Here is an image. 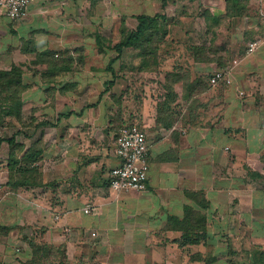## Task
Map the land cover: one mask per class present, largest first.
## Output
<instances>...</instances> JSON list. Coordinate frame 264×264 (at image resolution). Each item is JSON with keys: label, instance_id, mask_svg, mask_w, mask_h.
<instances>
[{"label": "crops", "instance_id": "1", "mask_svg": "<svg viewBox=\"0 0 264 264\" xmlns=\"http://www.w3.org/2000/svg\"><path fill=\"white\" fill-rule=\"evenodd\" d=\"M164 1L31 0L24 19L0 14V41L8 36L0 52L18 40L24 54L49 51L58 62L36 64L27 80L29 102L46 105L29 114L25 131L31 142L41 140L39 179L0 201V264L29 260L32 236L64 248L89 242L106 253L100 264H206L211 228L264 226V45L245 54L247 43L264 35V0H248L246 20L227 17L223 0ZM204 10L211 49L202 61L191 46L194 18ZM155 13L173 18L156 63H141L132 48L110 61L121 21L133 29L136 16ZM223 68L231 69V83L212 86L209 76ZM164 85L175 92L165 103ZM122 125L146 134L141 191L108 186ZM57 147L60 156L50 163ZM194 215L202 216L196 226L189 224ZM193 226L205 231L197 242L182 237ZM211 256L209 264H217ZM248 257L242 263L253 261Z\"/></svg>", "mask_w": 264, "mask_h": 264}, {"label": "trees", "instance_id": "2", "mask_svg": "<svg viewBox=\"0 0 264 264\" xmlns=\"http://www.w3.org/2000/svg\"><path fill=\"white\" fill-rule=\"evenodd\" d=\"M226 3L225 15L227 17H231L234 15H240L243 11H246L248 0H224ZM163 0V4H164ZM205 11V10H204ZM207 11L203 12L201 15L194 18L197 21V25H194V40L193 45L191 46V50L193 52V56L196 60H206V48L211 49V46L206 45V37L209 34L210 26H206V17ZM137 23L133 29H128L124 22L121 21L119 27V39L113 45V48L116 52L115 56L110 60H116L120 57L121 52L124 48H132L136 56L140 57V62L143 64H147L149 61H155L158 58L159 45L162 42H165V37L169 32V25L172 24V17L166 16L163 13H155L153 15L141 14L136 16ZM194 20V21H195ZM216 18L214 19V21ZM196 23V22H195ZM97 42L105 43V39L97 38ZM106 44V43H105ZM104 44V45H105ZM37 60L33 62L34 64L46 63V64H54L58 63L56 61V57L53 53L49 51L44 54H37ZM42 61H39V60ZM48 64V65H49ZM46 73V72H45ZM49 73V71H48ZM44 74V71L42 72ZM23 71L20 68L13 65L9 70H0V87L2 86V91L7 93L4 99H0V101L11 102V105L8 104L9 108L7 110L10 116H15L17 119L20 117L19 105L20 100H18V96H20L21 91L26 87L23 83ZM164 90L162 92L163 103L167 100H172L174 98V90L169 85H164ZM1 91V94H2ZM6 112V113H7ZM31 123L28 126L32 125V119H30ZM43 123V122H42ZM47 123V122H46ZM38 124H35V126ZM27 129V128H26ZM14 136L7 139L8 144L11 145L9 152V160L10 163L8 165V180L6 184L11 190H16L20 186H31L38 181V171L37 167L34 165V162L38 160L40 149V138H37L32 144L29 146L28 150L24 151L20 156H18L17 150L22 151V144L15 143ZM208 203L206 202V208ZM195 214H198L197 211ZM201 215H194L193 217H189L190 223L195 222V226L198 222H200ZM200 224V223H198ZM193 226L189 229H182V237L183 239H187L189 242H197L203 234L205 233L204 229H198ZM200 227V225H198ZM206 237H207V229H206ZM190 239V240H189ZM28 244L31 248V258L27 260L26 264H38L40 260V249L38 247L42 246L44 248L43 255L46 257L54 254L55 249H58V246L50 245L46 242H41L37 240L35 236L27 237ZM41 242V243H40ZM40 245V246H39ZM253 250V249H252ZM258 257L256 258L255 254L253 255V261L248 262L247 264H264V251L258 252ZM209 257V258H208ZM212 262V256H207L206 264Z\"/></svg>", "mask_w": 264, "mask_h": 264}, {"label": "rangeland", "instance_id": "3", "mask_svg": "<svg viewBox=\"0 0 264 264\" xmlns=\"http://www.w3.org/2000/svg\"><path fill=\"white\" fill-rule=\"evenodd\" d=\"M224 4H225L224 9H225L226 8L225 1H224ZM249 6H250L249 8L250 10H253L251 9L252 7L255 9L254 7L255 3H250ZM245 12L246 11H243L240 15L238 16L234 15L231 17L239 18V16H242L241 18L243 20H246L247 16L245 17ZM243 20H239V21H243ZM230 23L231 22L228 21L229 26H230ZM239 23L240 22H238L237 24ZM88 25L91 26L90 24ZM194 25L195 26L197 25L196 20L194 21ZM93 28L94 27H92L91 30ZM169 28H170V25H169ZM7 37H8L7 35L5 37H2L0 41L1 46L4 45V43L7 40ZM246 39H248V36H245L244 34V39L242 41H245ZM87 41H89V43L86 45L88 46L91 45L92 39H88ZM17 42L18 40H16L15 45H12V47L9 48L8 50L7 49L5 50L4 48V50L0 52V70H9L13 65L17 66L18 68L21 69V71H23V75H22L23 83L26 85L28 78L32 76L31 69H33L32 67L35 68L36 64L34 65L33 62L35 59L37 60L38 55L34 56V54L32 55L24 54L25 51L21 50V47H19L20 45H18ZM165 46H166L165 42L160 43L159 51L161 50L162 47H165ZM80 57L81 56H76L78 62L82 61V60H79ZM104 58L106 57L104 56ZM39 61H42V60L40 59ZM86 61L89 62L91 60L89 58H87V60L86 59L83 60V62H86ZM148 63H150V61ZM38 72L42 73V71H38ZM26 90L27 88L25 87L23 91H21L20 96H18V100H20L19 119H17L15 116H10V114H8L7 110L9 108L8 104L11 105L10 101L8 102H4L2 100L0 101V201L2 202L6 200L7 202H9L10 201L9 198L12 195L10 193L11 189L6 184L8 180V170H9L8 165L10 163L9 152L11 148V145L8 144L7 139L14 136V138L16 139L15 143L19 145L22 144V146L24 147L22 151L16 149V152H18L17 153L18 156H20L24 151L28 150L29 146L32 144L31 142L32 140L25 133L26 128L28 127L29 123H31L29 119L30 118L29 114L33 113L34 111H41L44 109V106H46L39 102H31V101L29 102V100L27 99ZM1 91H2V86L0 87V99L1 98L4 99L7 93L2 91V94H1ZM60 105L61 103L59 101L55 103V106H57L58 108L60 107ZM47 133L50 134V135L48 134L47 137H50L51 140L54 139L56 136L54 135L55 131L52 128L48 129ZM57 140L58 139H56V142H58ZM59 156H60V152L58 151V147H57L55 149L53 156L49 158L50 163L52 161H57ZM48 167H50V165H48ZM21 187L22 186H20V188ZM23 196H26L25 192L23 193ZM259 227H261L259 230L252 229L251 232L250 230H244V229L237 230V231L235 230L224 231L220 228H216V226L213 229L211 228L209 230V236H208L209 241H208V244L206 245V256L207 255L211 256V254L213 253L216 254L219 259V261H217V264H223V263L225 264H247L249 261H246L244 263L242 262L245 261V259L248 260L249 254L253 253L255 254L257 258L259 254L258 252L264 250V226H259ZM24 232H29V231L26 230ZM247 235L251 238V243H253L254 247L247 245L248 239H245V236ZM91 238H95V237L93 236ZM37 240H40L41 242H45L39 237L37 238ZM92 240L94 241L95 239H92ZM81 245L82 247H75L74 245L72 246L70 245V247H65V248L58 246V249H55L54 254L48 257L43 255L42 252L44 248L39 245L40 247L38 248L40 249L41 256H40V260L38 261V264H100L99 260L106 253L102 254V253H99L98 251L95 252V248L93 249L92 246H89L90 245L89 242H83V244ZM197 248L199 247L197 246ZM185 254L187 255L188 252H186ZM23 264H26V263H23Z\"/></svg>", "mask_w": 264, "mask_h": 264}, {"label": "built area", "instance_id": "4", "mask_svg": "<svg viewBox=\"0 0 264 264\" xmlns=\"http://www.w3.org/2000/svg\"><path fill=\"white\" fill-rule=\"evenodd\" d=\"M31 0H0V14L10 20L24 19L28 14ZM264 45V35L258 36L247 43L245 54H252ZM230 68L218 69L209 76V83L230 84ZM115 154L119 158L118 165L107 172L108 186L116 191L137 190L146 188L148 162L146 160L147 142L144 130L136 125H122L115 136ZM85 213L89 207L83 208Z\"/></svg>", "mask_w": 264, "mask_h": 264}]
</instances>
